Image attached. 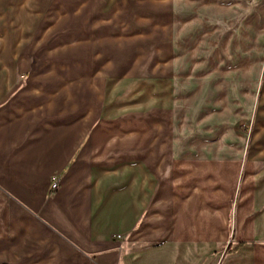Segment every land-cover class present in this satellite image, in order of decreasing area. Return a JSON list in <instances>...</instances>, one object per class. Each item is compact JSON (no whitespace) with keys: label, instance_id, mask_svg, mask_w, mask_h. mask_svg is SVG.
Wrapping results in <instances>:
<instances>
[{"label":"crops","instance_id":"obj_1","mask_svg":"<svg viewBox=\"0 0 264 264\" xmlns=\"http://www.w3.org/2000/svg\"><path fill=\"white\" fill-rule=\"evenodd\" d=\"M99 2L116 15L126 1ZM18 57L0 54V264H264V75L252 180L230 231L228 199L241 172L181 151L166 119L175 77L165 59L150 71L115 72L109 55L110 65L70 80L54 69L24 72Z\"/></svg>","mask_w":264,"mask_h":264},{"label":"rangeland","instance_id":"obj_2","mask_svg":"<svg viewBox=\"0 0 264 264\" xmlns=\"http://www.w3.org/2000/svg\"><path fill=\"white\" fill-rule=\"evenodd\" d=\"M125 1L115 15L101 13L99 0H0V54L8 60L17 53L24 72L54 69L70 80L110 65L109 55L115 72L150 71L165 59L167 75L174 71L175 77L167 79L175 94L166 119H174L181 151L189 148L209 163H235L241 172L228 199L232 231L241 188L252 180L247 176L253 172V106L264 75V0H181L176 6ZM96 96L88 94L86 101ZM99 98L103 106L105 96ZM129 125L140 129V115Z\"/></svg>","mask_w":264,"mask_h":264},{"label":"trees","instance_id":"obj_3","mask_svg":"<svg viewBox=\"0 0 264 264\" xmlns=\"http://www.w3.org/2000/svg\"><path fill=\"white\" fill-rule=\"evenodd\" d=\"M242 246H243V243H239L237 245H230V247L228 248V253H233V252L237 251Z\"/></svg>","mask_w":264,"mask_h":264},{"label":"built area","instance_id":"obj_4","mask_svg":"<svg viewBox=\"0 0 264 264\" xmlns=\"http://www.w3.org/2000/svg\"><path fill=\"white\" fill-rule=\"evenodd\" d=\"M57 188H58V184H57L56 180H53V181H52V185H51V192L56 191ZM118 238H119V237H118Z\"/></svg>","mask_w":264,"mask_h":264}]
</instances>
